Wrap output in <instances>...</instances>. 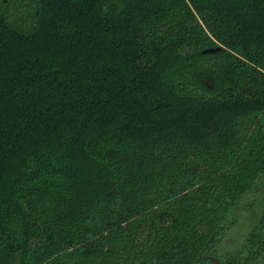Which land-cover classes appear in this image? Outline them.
<instances>
[{
    "label": "trees",
    "instance_id": "1",
    "mask_svg": "<svg viewBox=\"0 0 264 264\" xmlns=\"http://www.w3.org/2000/svg\"><path fill=\"white\" fill-rule=\"evenodd\" d=\"M263 175L264 0H0V264H264Z\"/></svg>",
    "mask_w": 264,
    "mask_h": 264
},
{
    "label": "rangeland",
    "instance_id": "2",
    "mask_svg": "<svg viewBox=\"0 0 264 264\" xmlns=\"http://www.w3.org/2000/svg\"><path fill=\"white\" fill-rule=\"evenodd\" d=\"M263 210L264 175L232 205L226 218V222L231 225L217 242L216 251L220 255L226 254L243 243Z\"/></svg>",
    "mask_w": 264,
    "mask_h": 264
}]
</instances>
